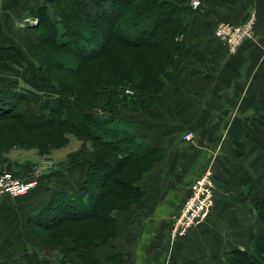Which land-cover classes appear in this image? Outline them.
Here are the masks:
<instances>
[{"label": "crops", "instance_id": "0c3cea01", "mask_svg": "<svg viewBox=\"0 0 264 264\" xmlns=\"http://www.w3.org/2000/svg\"><path fill=\"white\" fill-rule=\"evenodd\" d=\"M52 1L0 0V49L16 47L18 37L23 38L18 23ZM252 12L257 14L254 37L230 54L214 38L217 25L241 24ZM184 41L181 64L152 108L111 107V117H125L135 125V135L165 156L139 183L143 200L120 215L116 236L101 251L93 250L100 264H180L192 259L224 264L231 250L252 252L256 232L264 227L255 208L264 199V0H202L201 9L189 18ZM8 66L0 59V69ZM4 74L0 71V77ZM188 133L194 135L191 141L184 140ZM80 145L65 164L64 182L73 191L81 188L93 160L87 145ZM6 156L0 171L36 178L38 160L34 166L26 163L24 172L15 161L19 157L9 156L13 167ZM206 171L216 185L211 215L173 241L172 219L192 183ZM54 191L0 197V264H42L29 219ZM57 255L59 261L52 257L49 264L71 263L72 254Z\"/></svg>", "mask_w": 264, "mask_h": 264}, {"label": "trees", "instance_id": "16d2710c", "mask_svg": "<svg viewBox=\"0 0 264 264\" xmlns=\"http://www.w3.org/2000/svg\"><path fill=\"white\" fill-rule=\"evenodd\" d=\"M190 1L53 0L36 9L34 17L45 33L39 31L40 45L35 47L41 49L48 44L67 57L58 59L36 54L37 70L47 74L39 78V82L37 79L39 85L36 88L35 82L30 83L32 88H27L18 80L0 77V124L14 122L29 132L50 130L65 142L67 135L74 133L91 144L93 155L80 189L55 190L30 217L29 226L39 240L41 231L49 233L68 224L91 220L110 225L115 231L118 211L139 203L145 195L139 183L165 156L162 149L135 135V125L125 117H102L83 110L86 104L79 96L68 94L67 89L53 78V72L77 74L93 60L107 57L110 72L120 80V85L103 83L101 87L104 92H110L115 101L107 106L110 115L114 105L133 110L149 109L148 104L160 97L181 64L184 37L194 11ZM74 2L78 6H74ZM53 9L55 17L51 13ZM74 22H80L79 28ZM59 25L63 28L62 33ZM114 43L127 50L139 51L141 56L134 54L129 69H125L119 58L112 54ZM0 59L19 67L24 61L22 50L8 45L0 49ZM141 77L147 79L143 85H137L135 82L138 83ZM47 152L50 150L41 151ZM125 171L127 174L131 171L136 178L122 177ZM38 187L39 184L30 193ZM113 200L123 205L111 208ZM255 208L258 218L264 222V199ZM58 234L60 238L65 231ZM84 236L92 239L91 234ZM43 239L40 241L48 245ZM92 247H81L76 242L72 250L79 252L83 264H100ZM180 264L202 263L192 259ZM224 264H264V227L256 232L252 252L231 250Z\"/></svg>", "mask_w": 264, "mask_h": 264}, {"label": "rangeland", "instance_id": "374dc122", "mask_svg": "<svg viewBox=\"0 0 264 264\" xmlns=\"http://www.w3.org/2000/svg\"><path fill=\"white\" fill-rule=\"evenodd\" d=\"M73 5L78 6L77 4L75 5V2L73 3ZM51 11L52 15L55 17V10L53 9ZM79 23L80 22H74L75 27H78L77 25ZM20 24L23 25V38L21 39L20 37H18L16 41L18 44L16 47L21 49L23 53L24 61L22 67H19L11 62H7L9 68L2 67L0 71L3 74L5 73L4 75H7L3 77L12 80H18L21 82L22 86L27 88H32V84L30 85V83L35 82L34 87L36 88V85L38 84L36 83L37 79L39 82V78H43V76H47V74L45 72H42L41 74L37 70L38 63L35 61V55L37 54L54 56L58 59L65 58L67 57V55L65 56L64 53L60 52L59 49L48 44L42 46L41 49L38 48L39 46L35 47L37 44L40 45V39H38L37 36L43 29H40L38 27V20L34 17V15L25 18L22 23H18V26ZM58 27L60 33H62V26L59 25ZM42 33H45L44 30L42 31ZM111 47H115L111 49V51L114 50L112 54L119 58V61L122 63L125 69L130 68L132 59L135 56L134 54H138L139 56H141L138 53L139 51L134 52L125 48H121V46L116 43L112 44ZM116 48L120 49L121 52H118L119 50H116ZM154 59L157 58L154 57ZM52 76L67 89L68 94L80 97L83 103L86 104L83 110L93 111L96 115L102 114L104 116H110V113L108 111L109 107L107 108V106L115 101L114 98H112V94L108 91L104 92V90H101V87L103 83H113L115 85H120V80H118L115 73L110 72L107 63V57L93 60L92 62H90V64L86 65V68H84L80 73H62L55 70ZM144 79H147V77H141L139 78L138 83H135L137 85H143ZM50 87L53 88V86ZM153 104L154 103L148 104L150 105L149 109L152 108ZM82 141L87 145L89 150H91V144L89 142H86L84 139H80L74 133L68 134L67 141L65 142L57 138L55 133L50 130L29 132L27 130H23L14 122H7L5 124H0V161H2V164H4L3 160L1 159L4 156L8 155L5 158L8 164L13 166L15 161H17V164L23 168L22 170L24 172H28L27 166L30 164L34 166L36 164L35 161L38 160V167L33 172V174L37 175L36 179L38 180L39 184V187L36 190H61L62 188L66 187L64 181H66L65 179H68L66 178L67 175L65 164L69 156V158L72 159V154L80 151V148L82 147V145H80V142ZM23 144H27V146H24ZM43 150H50V152L43 154L41 153V151ZM37 155L39 156L37 157ZM9 156H12V159L19 157V160H17L18 158L15 161L11 160ZM47 171L50 172V174H48ZM9 172L13 173L16 178H19V175L17 173H14L12 171ZM149 173H147L145 177ZM127 175L136 178V176L131 171L128 174L125 171L122 177L127 178ZM19 179L23 178L20 177ZM142 200L143 198L139 202H141ZM137 204L138 203L133 204L127 210L118 211L119 213L117 214V219L115 222V231L112 229V226L102 224L95 220L78 224H68L59 228L58 230H52V232L49 233L41 231L40 240L44 238L43 240L48 242V245H45V243L38 239L41 246L40 256L41 259H43L42 264H49L52 257L55 258L56 256L59 261V256L57 254L64 253H67L68 256H70L69 254H72L71 263L69 262L70 264H76V262L77 264H80V259L76 257L79 255V252L72 250V248L75 247L76 242L81 247L93 246L92 248H97L98 251H101L100 249L103 248L102 246H107V243L116 236L118 232L120 215L127 213L134 205ZM122 205L123 203L119 204V202L113 200L111 201L110 207L117 208ZM61 231H65V234L62 237L58 238V233ZM113 231L115 232L114 236L110 239ZM33 234L36 237L34 232ZM86 234H91L92 239L85 238V236L83 237V235ZM74 238H77V241L74 240ZM61 262L68 263V260H66V262Z\"/></svg>", "mask_w": 264, "mask_h": 264}, {"label": "built area", "instance_id": "2783aa9c", "mask_svg": "<svg viewBox=\"0 0 264 264\" xmlns=\"http://www.w3.org/2000/svg\"><path fill=\"white\" fill-rule=\"evenodd\" d=\"M191 8L199 11L202 7V0H191ZM257 14L252 12L241 24L221 22L215 29V37L222 42L230 54H236L240 47L254 37ZM127 93L132 94L131 91ZM194 138L192 133L184 136V140L191 141ZM38 185V180L19 179L11 172L0 171V197L19 198L28 195ZM216 185L211 171L200 175L190 186V192L182 203L178 212L172 219L169 230L170 239L177 241L184 238L188 233L205 223L215 206Z\"/></svg>", "mask_w": 264, "mask_h": 264}]
</instances>
